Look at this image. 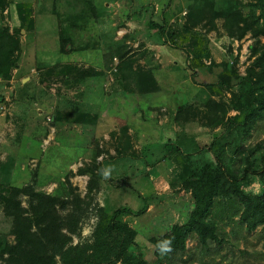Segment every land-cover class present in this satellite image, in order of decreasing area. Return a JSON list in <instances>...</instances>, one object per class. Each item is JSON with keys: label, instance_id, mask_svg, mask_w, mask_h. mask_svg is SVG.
I'll list each match as a JSON object with an SVG mask.
<instances>
[{"label": "rangeland", "instance_id": "1", "mask_svg": "<svg viewBox=\"0 0 264 264\" xmlns=\"http://www.w3.org/2000/svg\"><path fill=\"white\" fill-rule=\"evenodd\" d=\"M6 1L0 38L20 52L9 69L0 49V264H29L33 250L68 264L90 253L102 211L140 210L143 199L148 212L122 221L148 264H264V225L249 232L232 207L211 216L222 244L203 248L193 234L161 262L149 242L187 220L194 170L219 155L236 172L250 149L264 154V118L247 134L233 122L236 75L264 46L243 21L264 0ZM197 60L207 84L224 83L196 82ZM256 172L242 188L262 195Z\"/></svg>", "mask_w": 264, "mask_h": 264}, {"label": "trees", "instance_id": "2", "mask_svg": "<svg viewBox=\"0 0 264 264\" xmlns=\"http://www.w3.org/2000/svg\"><path fill=\"white\" fill-rule=\"evenodd\" d=\"M7 7V1L0 0V11L4 13ZM250 19H252L251 25H249ZM243 23L246 25L245 32L251 30L254 31L256 37L264 36V11L258 17H245ZM0 49L2 50L1 55H4L8 62V68L11 69L14 66L15 55L20 52L19 42L6 34L0 38ZM193 68L196 82H202L205 86L224 83L218 77L216 82L207 84L209 74L205 73L207 77L202 75L206 66L201 60L194 61ZM236 77L239 81L237 85L240 86V93L234 110L241 114L233 122L247 134L259 119L264 118V46L247 74L242 77L237 74ZM141 78L145 80L146 76L143 78L141 75ZM171 149V151H176V149ZM210 149L217 155L221 144L215 141ZM261 149L259 145L247 151L243 158V166L236 172H230L225 168L219 155L216 167L201 166L192 172L187 188L191 191L193 202L191 205L184 203L187 220L182 225L166 226L162 230L151 232L149 242L154 246V253L159 261H170L175 254L185 252L188 240L193 234L199 238L203 248H207L210 241L222 244V240L219 239L218 223L214 217H211L216 206L222 218L230 207L239 212L240 221L249 232L264 225V191L262 195H254L245 192L242 188L244 185L251 184V176L257 175V169L261 170V180L264 186V154H259ZM142 202L143 206L140 210L121 207L112 213L102 211L90 253L86 250H78V253L69 254L70 258L67 263L148 264L147 261L130 252L137 243L139 232L122 221L124 216H134L138 219L143 217L149 210V202L147 199H143ZM236 212L232 216H237ZM22 239V235L19 234L18 248H22L20 242ZM164 241L170 242L168 246L171 250L166 253H162L159 247ZM31 256L34 258L30 257L29 264H53V261L45 255H37L34 250L31 251Z\"/></svg>", "mask_w": 264, "mask_h": 264}, {"label": "clouds", "instance_id": "3", "mask_svg": "<svg viewBox=\"0 0 264 264\" xmlns=\"http://www.w3.org/2000/svg\"><path fill=\"white\" fill-rule=\"evenodd\" d=\"M169 241H164V242H162L160 245H159V247H160V250H161V252L162 253H166V252H168V251H170L171 249L169 248Z\"/></svg>", "mask_w": 264, "mask_h": 264}]
</instances>
